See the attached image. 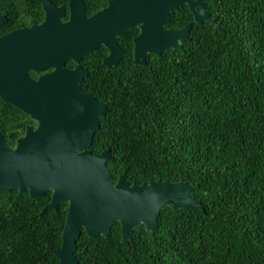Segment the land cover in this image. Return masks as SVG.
Masks as SVG:
<instances>
[{
    "label": "trees",
    "instance_id": "obj_1",
    "mask_svg": "<svg viewBox=\"0 0 264 264\" xmlns=\"http://www.w3.org/2000/svg\"><path fill=\"white\" fill-rule=\"evenodd\" d=\"M111 0H85L88 16ZM68 0L61 2L67 7ZM214 22H195L189 6L172 12L170 29L194 27L190 39L161 57L135 64L129 54L109 69L106 48L83 61L84 88L110 112L101 119L92 151L111 150L114 183L186 180L201 209H163L159 227L144 225L124 242L115 223L108 237L78 239L80 264H264V0H211ZM16 25L40 23L36 0H0ZM29 115L0 97V129L16 147ZM52 190L0 189V264H59L69 204L42 213Z\"/></svg>",
    "mask_w": 264,
    "mask_h": 264
},
{
    "label": "water",
    "instance_id": "obj_2",
    "mask_svg": "<svg viewBox=\"0 0 264 264\" xmlns=\"http://www.w3.org/2000/svg\"><path fill=\"white\" fill-rule=\"evenodd\" d=\"M38 1L45 14L41 24L0 38V70L11 71L0 73V97L37 122L28 127L16 147L0 129V189L29 191L32 199L52 190V201L42 213L69 204L62 247L55 251L59 264H80L74 252L84 230L91 238L108 237L117 222L128 243L142 225L155 231L166 207L206 211L183 179L132 184L120 176L116 183L112 181L108 163L115 157L111 150L100 155L92 151L101 119L110 110L83 91L87 71L81 62L106 47L110 56L105 65L118 67L128 54L119 39L138 28L135 64L145 67L149 56L161 57L190 39L193 24L180 30L168 28L172 12L187 5L195 22H214L208 8L211 0H111L91 17L85 0H70L67 21L64 8L51 0ZM70 59L79 65L67 68ZM45 66L54 70L37 81L29 76V68L43 70Z\"/></svg>",
    "mask_w": 264,
    "mask_h": 264
},
{
    "label": "flooded vegetation",
    "instance_id": "obj_3",
    "mask_svg": "<svg viewBox=\"0 0 264 264\" xmlns=\"http://www.w3.org/2000/svg\"><path fill=\"white\" fill-rule=\"evenodd\" d=\"M36 1H38V0H36ZM64 0H51V2L53 3V4H55L57 7H62V8H64L65 10H66V18L64 19V21H67L68 19H69V16H70V12H69V1L70 0H68V4H67V7H65L64 5H62L61 4V2H63ZM39 2V1H38ZM40 3V2H39ZM41 4V3H40ZM41 6H42V4H41ZM42 9H43V7H42ZM104 10V9H103ZM102 11V10H101ZM44 12V11H43ZM100 12V11H99ZM97 14V13H96ZM95 15V14H94ZM0 17H4V19H3V21H2V23H0V38L1 37H3V36H5V35H7V34H9V33H11V32H13V31H16V30H19V29H22V28H29V27H31V26H33L34 24H37V25H39V24H41L43 21H44V18H45V14H44V17H43V20L40 22V23H28V24H24V25H14L15 23L14 22H12L11 21V19H10V17L7 15V14H1L0 13ZM89 17H91V16H89ZM138 29V28H137ZM141 34V30L139 29V33L136 35V37L134 38V59H135V39L139 36ZM127 36V35H126ZM125 36V37H126ZM125 37H123V38H121V39H119V43H120V45H121V47L124 49V51H126L128 54H129V52H128V50H126L125 48H124V44H125V46L127 47V44H126V42L124 41H122V39H124ZM103 48H106V47H103ZM103 48H101V49H103ZM100 49V50H101ZM107 49V48H106ZM99 50V51H100ZM108 50V49H107ZM108 52H109V50H108ZM128 54L126 55V56H128ZM92 55V54H91ZM87 56V55H86ZM85 56V57H86ZM90 56V55H89ZM110 56V52H109V54L104 58V60L106 59V58H108ZM126 56H125V58H126ZM85 57L83 58V60H82V62H81V65L83 66V68L87 71V76H88V74H89V71H88V69H87V67H89V64L87 63V65L85 64V63H83V61H84V59H85ZM124 58V59H125ZM124 61V60H123ZM122 61V62H123ZM121 62V63H122ZM103 63H104V61H103ZM36 65L37 66H41V63L39 62V61H37L36 62ZM79 64L78 63H76L73 59H70V60H68L67 62H66V67L67 68H69V69H74L76 66H78ZM104 65H105V63H104ZM106 66V65H105ZM46 68L45 69H43V70H38V69H35V68H29V76L33 79V80H35V81H37V80H39L43 75H46V74H49V73H51L53 70H54V68L52 67V66H45ZM113 68H115V67H113ZM113 68H111V70L113 69ZM110 69V68H109ZM3 72H6V73H11V71L8 69V68H3V69H1L0 70V73H3ZM87 76H86V78H87ZM86 78L83 80V82H82V87H83V91L85 92V93H87V94H90V95H94V96H97L96 94H95V92H91V91H88V89H85L84 88V82H85V80H86ZM0 96H2V95H0ZM98 99V98H97ZM100 101V100H99ZM103 104V103H102Z\"/></svg>",
    "mask_w": 264,
    "mask_h": 264
},
{
    "label": "rangeland",
    "instance_id": "obj_4",
    "mask_svg": "<svg viewBox=\"0 0 264 264\" xmlns=\"http://www.w3.org/2000/svg\"><path fill=\"white\" fill-rule=\"evenodd\" d=\"M37 126V125H36Z\"/></svg>",
    "mask_w": 264,
    "mask_h": 264
}]
</instances>
